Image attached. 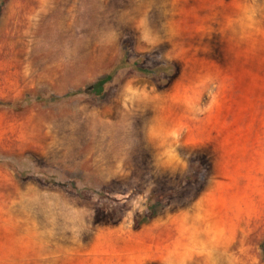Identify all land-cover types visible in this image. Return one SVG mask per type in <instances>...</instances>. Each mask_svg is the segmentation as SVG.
Listing matches in <instances>:
<instances>
[{
  "label": "rangeland",
  "instance_id": "374dc122",
  "mask_svg": "<svg viewBox=\"0 0 264 264\" xmlns=\"http://www.w3.org/2000/svg\"><path fill=\"white\" fill-rule=\"evenodd\" d=\"M0 264H264V0H0Z\"/></svg>",
  "mask_w": 264,
  "mask_h": 264
},
{
  "label": "trees",
  "instance_id": "16d2710c",
  "mask_svg": "<svg viewBox=\"0 0 264 264\" xmlns=\"http://www.w3.org/2000/svg\"><path fill=\"white\" fill-rule=\"evenodd\" d=\"M105 84V81L99 83V87H102Z\"/></svg>",
  "mask_w": 264,
  "mask_h": 264
}]
</instances>
